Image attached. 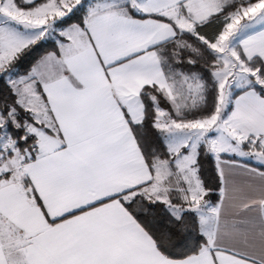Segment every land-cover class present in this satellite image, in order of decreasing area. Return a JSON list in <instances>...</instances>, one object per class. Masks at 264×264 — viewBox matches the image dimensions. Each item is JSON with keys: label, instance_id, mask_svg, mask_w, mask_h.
<instances>
[{"label": "snow or ice", "instance_id": "6c2138e0", "mask_svg": "<svg viewBox=\"0 0 264 264\" xmlns=\"http://www.w3.org/2000/svg\"><path fill=\"white\" fill-rule=\"evenodd\" d=\"M0 264H264V0H0Z\"/></svg>", "mask_w": 264, "mask_h": 264}]
</instances>
